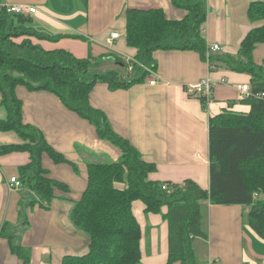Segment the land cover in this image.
I'll return each mask as SVG.
<instances>
[{"label":"crops","instance_id":"1","mask_svg":"<svg viewBox=\"0 0 264 264\" xmlns=\"http://www.w3.org/2000/svg\"><path fill=\"white\" fill-rule=\"evenodd\" d=\"M252 1L206 0L203 36L207 44L221 45L210 53L237 54L244 36L256 26L248 13ZM11 3L36 6V11L28 14L35 27L62 35L56 40L34 38V43L45 49L64 48L78 57H98L96 66L103 70L116 69L121 64L118 58L126 62L137 53L126 38L129 6H161L168 17L176 19L186 14L172 0H0V4ZM112 32L120 35L109 43ZM152 56L155 67L148 69L143 81L112 87L98 80L90 91V102L105 112L112 128L128 138L144 160L156 164L148 174L150 179L181 183L191 178L209 188V120L225 109H250L242 102L237 84H250L251 76L222 63L211 70L208 60L194 49L158 48ZM254 59H264V42L256 45ZM154 77L157 80L152 84ZM203 77L213 82L205 103L188 90ZM16 94L22 100L24 122L42 130L50 144L69 159L55 162L48 153L42 156L49 175L67 184L68 190L56 188L52 199L42 202L27 184L11 188V177L21 179L20 167L30 161V153L0 154V229L4 231L0 234V264H24L5 233L29 250L30 264H61L64 255L89 249L90 235L71 219L75 201L87 185V163L117 160L121 149L100 138L96 126L68 108L56 93L18 84ZM1 96L0 91V101ZM7 115L0 102V120ZM22 142L17 131L0 130V146ZM132 208L141 227L142 263L165 264L170 258L168 205H162L159 212L146 211L144 201L136 199ZM248 210L243 204L201 201L203 235L191 237L198 264L264 262V238L245 220ZM172 264L183 263L176 259Z\"/></svg>","mask_w":264,"mask_h":264},{"label":"trees","instance_id":"2","mask_svg":"<svg viewBox=\"0 0 264 264\" xmlns=\"http://www.w3.org/2000/svg\"><path fill=\"white\" fill-rule=\"evenodd\" d=\"M172 1L186 10L182 18L168 17L161 6L126 9L127 43L137 48V62L126 77L118 69L98 68V57H78L64 48L45 49L30 37L56 40L62 35L39 30L29 15L0 10V102L8 111L0 120V130H15L23 139L22 143L1 145L0 154L19 150L30 153V161L20 167L22 182L37 192L38 200L49 202L56 188L68 190V186L49 175L42 156L48 153L55 162L69 159L50 144L42 130L24 122L22 100L16 94L18 84L56 93L68 108L96 126L100 138L121 149L117 160L87 163V185L75 201L71 219L89 233V249L64 255L61 264H143L141 227L132 208L136 199L144 201L146 211L159 212L162 205H168L165 216L169 220L170 258L165 264L176 259L183 264H198L191 237L203 235L200 204L204 199L248 206L247 223L264 238V97L255 96L264 91V59H254L256 45L264 42V0L251 2L248 13L256 26L244 36L235 55L206 53L208 44L202 31L206 0ZM21 36V42L13 40ZM8 44L28 48L39 58L16 53ZM158 48L194 49L209 61L211 70L222 63L251 76L252 95L242 99L250 109H225L209 120V188L191 178L181 183L150 179L148 174L156 164L144 160L128 138L112 128L105 112L90 102V91L98 80L112 87L143 81L149 74L144 66L155 67L152 53ZM118 59L127 65L124 59ZM199 97L206 102L205 96ZM163 183L168 184L167 189ZM3 232L0 229V234ZM5 234L12 241V250L24 264H30L29 250L13 242L11 233Z\"/></svg>","mask_w":264,"mask_h":264},{"label":"built area","instance_id":"3","mask_svg":"<svg viewBox=\"0 0 264 264\" xmlns=\"http://www.w3.org/2000/svg\"><path fill=\"white\" fill-rule=\"evenodd\" d=\"M2 8H5L6 11L10 14L19 13V14H23V15H28V14H31V13L36 11V6L28 4V3L0 4V10ZM119 35H120L119 32H112L110 35L109 43H111V39L116 38ZM219 49H221V45L218 42L210 43L207 45V54H210L211 51H216ZM126 62H127V70L131 71L133 68V62H137V60L134 57H131V58L128 57V58H126ZM144 68L149 69L150 67L144 66ZM156 80H157V78L154 77L150 80V83L154 84L156 82ZM237 86H238L239 90L241 91L242 98L252 95L253 90H252L251 84L241 83V84H237ZM188 90L193 95L205 96L206 101H207L208 98L210 97V95L212 94L213 82H212L211 78L203 77L200 81H198L194 84H191L189 86ZM255 96L264 97V91H258L257 93H255ZM22 184H23L22 180L19 179L17 176L11 177V180H10V187L11 188L21 186ZM162 187L167 189L168 184L163 183ZM209 264H211V262ZM262 264H264V262Z\"/></svg>","mask_w":264,"mask_h":264},{"label":"rangeland","instance_id":"4","mask_svg":"<svg viewBox=\"0 0 264 264\" xmlns=\"http://www.w3.org/2000/svg\"><path fill=\"white\" fill-rule=\"evenodd\" d=\"M24 37H16V38H14L13 40L15 41V42H21V40L23 39ZM31 38V41L32 42H34L33 41V39L34 38H37L36 36H31L30 37ZM6 46H8V48L9 49H11V50H13L14 52H16V53H21V54H24V55H33L35 58H39V54H34L33 52H31V51H29L28 50V48H24V49H21V48H19V46L18 45H16V44H13V45H6ZM207 53V52H206ZM99 68V67H98ZM101 69V68H100ZM116 69H118L119 71H120V73H122V75L124 76V77H126V73H127V66L125 67L124 65H122V64H120V66H118V67H116ZM245 220H246V217H245ZM76 224V223H75ZM89 234V233H88ZM79 251H82V250H79ZM206 262H203V264H205Z\"/></svg>","mask_w":264,"mask_h":264}]
</instances>
